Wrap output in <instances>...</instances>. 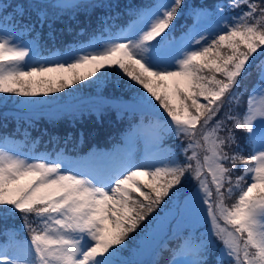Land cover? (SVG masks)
<instances>
[{"label":"snow or ice","instance_id":"1","mask_svg":"<svg viewBox=\"0 0 264 264\" xmlns=\"http://www.w3.org/2000/svg\"><path fill=\"white\" fill-rule=\"evenodd\" d=\"M48 7L119 5L29 0L0 8V95L47 96L114 75L133 82L130 107L151 118L129 130L130 144L144 142L140 156L130 148L85 163L20 155L0 143V217L22 221L19 231L5 229L0 264H144L125 254L177 215L193 226L202 219L208 234L184 235L168 264H208L212 251L215 264H264V0H154L107 39L36 59L33 45L17 43L18 30H35L23 23L29 9L43 27ZM182 8L193 23L176 37ZM253 68L249 90L243 81Z\"/></svg>","mask_w":264,"mask_h":264},{"label":"trees","instance_id":"2","mask_svg":"<svg viewBox=\"0 0 264 264\" xmlns=\"http://www.w3.org/2000/svg\"><path fill=\"white\" fill-rule=\"evenodd\" d=\"M35 1L34 3L42 2L41 0ZM85 2L86 4L97 5L101 3L118 4L119 7L111 9L80 7L66 9L64 13L57 11L59 14L55 12L52 13V16L48 15L43 27L40 26L37 19L36 10L29 9L25 13L23 23L34 24L35 30L32 32H19L18 30V37L26 41H34L40 57H49L52 54L62 56L69 49L85 47L93 40H104L111 34L119 33L135 19L137 9L154 3V0H109L108 2L106 0H86ZM217 2L218 0H185V4L189 6L206 5L211 7ZM28 3L29 0H0V8L16 4L27 5ZM7 11L11 13L13 8L8 7ZM179 11L185 14L178 15L173 21L176 37H179L193 23L184 8ZM259 59H264V57ZM109 71L115 73L117 70L111 69ZM249 71L252 72V76L244 80L243 84L251 90L257 81V74L254 68L249 69ZM110 77L112 81L117 79L114 75ZM112 81L109 85L113 86V95L119 97L116 94L118 91L114 87L115 83ZM128 83L132 84L133 82L129 80ZM116 87L118 88V86ZM71 90L72 88H68L62 93H53L47 96H17L15 97L16 101H14V97H9V103L0 105V143L7 142L9 139L19 141L21 143L20 148L25 153L46 154L52 157L60 152L65 153L68 151L65 150L68 147L71 150L69 156L80 158L93 153L96 149L119 145L121 134H130L131 127L139 124L142 120L148 122L151 118L149 115L142 116L138 110L122 111L115 109L111 105L116 106V100L111 102L114 104L107 105L104 103L96 106V108L92 106V114L89 109L81 112L66 111L68 109H60L59 112L53 111L51 113L44 111L63 103L62 101L71 103L72 100L70 99L76 95V92L71 93ZM248 95V92H244L242 104L247 100ZM49 101H53L51 105H49ZM23 102L37 106L35 112H28L22 107ZM89 112L91 115L87 116ZM244 135V133H238L241 143H243ZM173 142V140H169L168 144L172 145ZM237 167L239 168V165ZM186 187H191V185H186ZM225 202L230 205L233 200H226ZM154 215L156 214L154 213ZM180 222L181 218L177 215L175 218L170 216L167 220L158 222V227L153 225L150 231L140 236L131 248V255L126 253V257L131 260L142 261L144 264H168L169 260L172 259V251L181 244L182 236L177 238L174 235L177 232L178 224L179 229L182 227ZM21 224L22 221L18 214L15 217H0V243L7 239L4 234L5 229L19 231ZM179 231L186 232V234L191 233L193 237L208 234L207 225L204 222L202 225L196 226L187 224L184 229ZM132 235L136 236L137 234L133 233ZM18 238L26 239L28 233L21 232ZM161 242L165 245L163 251L159 248ZM216 247L217 249L220 248L219 243ZM218 255V251L210 252L208 264H215Z\"/></svg>","mask_w":264,"mask_h":264},{"label":"rangeland","instance_id":"3","mask_svg":"<svg viewBox=\"0 0 264 264\" xmlns=\"http://www.w3.org/2000/svg\"><path fill=\"white\" fill-rule=\"evenodd\" d=\"M41 1L43 3H48V4H52V3L57 2V0H41ZM85 1L86 0H64V2H66V3H76V4H80V5H86ZM106 1L108 2L109 0H106ZM31 2L34 3L36 1L31 0ZM46 11L48 12V15L52 16V13H55V12L56 13H58V12L64 13L66 11V9L59 10V9H53L51 7H48L46 9ZM17 43L33 45L35 47L34 41H26V40L20 39L19 37L17 39ZM35 49H36V47H35ZM36 52H37L36 59L55 60V59L60 58V56H57V55H54L52 57H40V53L37 50H36ZM32 62H33L32 60H29V63H32ZM111 81H112L111 77H109L107 82H104V83L100 84L99 86H94L90 82H86V84L74 85L72 87L71 93L76 92V95L70 99V100H72L71 103L62 101L63 103H60L56 106H53L52 108H47L44 111H46V113H51L53 111L59 112L60 109H68L66 111L71 110V111H75V112H81V111H84L85 109L88 111V109H89L91 111V114H92V110H93V109H91L92 106H94L96 108V106H99V105L104 104V103H106L107 105L114 104V103H111L113 100H116V103H115L116 106H114V105H111V106L114 107L115 109L122 110V111L133 109L132 107H130V105H132V102L135 99V90L133 88L129 87V85H131V84L128 83V81H129L128 78L124 77L123 80H120L117 78V79H114L112 81L115 83L114 87L118 91V92H116V94L119 95V97H114V95H113L114 90H112L113 86L109 85V83ZM122 85H123V87H122ZM116 86H118V88ZM135 88H138V89H140V91H143V89L140 88L139 85H136ZM9 97H14V101H16L15 97H17V96L0 95V105L2 103H4V104L9 103L10 102ZM120 100H121V102H119ZM52 102L53 101H49V105H51ZM22 107H24L26 110H28V112H35L34 110H35V108H37V106L31 105V104L26 103V102L22 103ZM241 107H242V110H241ZM241 107H240L239 111L243 112L244 111V103L243 104L241 103ZM41 113H43V112H41ZM91 114L89 112L87 116H89ZM145 123H147V122H145ZM174 144H175V141L172 143V145H174ZM6 145L9 148V150H11V151H14L20 155L30 156L26 153L21 152V148H20L21 143L19 141H14V140L9 139L6 142ZM134 147H135V153H137V156H140L143 154V152H144L143 140H137L134 143ZM117 152H120V151L117 150ZM94 157H99V156H94ZM45 158H47V157H45ZM84 162L85 163H94L96 161H93L91 158H89V159H86ZM202 223H203V220L201 219L194 226H196L198 224L202 225ZM187 224L189 226H193V222L186 217V219L183 222H180V225H182V227L179 230L184 229ZM175 259L179 261V260L186 259V257L176 256Z\"/></svg>","mask_w":264,"mask_h":264}]
</instances>
